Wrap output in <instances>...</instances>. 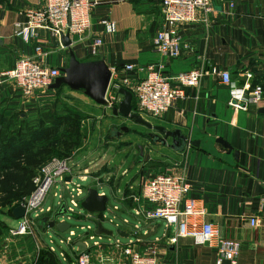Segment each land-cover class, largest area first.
I'll use <instances>...</instances> for the list:
<instances>
[{
	"label": "crops",
	"instance_id": "1",
	"mask_svg": "<svg viewBox=\"0 0 264 264\" xmlns=\"http://www.w3.org/2000/svg\"><path fill=\"white\" fill-rule=\"evenodd\" d=\"M212 1L211 14L199 12L195 23L183 27L184 42L190 49L178 59L169 60L153 49V39L162 22L159 0H99L92 13L90 30L81 38H73L71 48L79 60H87L91 57L92 42L100 38L103 46L93 60L104 59L109 68L133 63L137 67L136 79L145 77L150 63L164 64L171 76L202 70L200 84L188 88L186 99L157 119L158 126L180 130L187 137V146L183 152L169 149L171 164L153 170L171 172L191 186L187 196L206 206L207 221L219 227L223 238L241 243L239 264H264V102L256 109L234 112L227 105L228 87L212 74V68L228 70L232 79L243 85L250 73L253 85L264 83V0ZM230 2L234 3L233 9ZM40 3V0H0V107L5 105L0 111L8 110L6 115L37 110L43 101L50 108L59 97L60 91L48 90L26 100L12 81L1 76L21 57L36 59L38 45L48 53L39 61L58 69L68 66L69 49L60 46L50 31L17 35L16 24L25 21L23 12ZM103 19L115 22V33L105 32L100 23ZM219 138L232 146V152L216 142ZM194 142H199V146H193ZM116 193L114 196L121 204L114 205L120 209L114 221L118 227H114L126 234L118 233L120 237L127 238V231L137 224L131 217L134 197L123 198L119 191ZM63 204L58 209L53 207L54 214ZM54 214L40 218L47 217L50 222ZM93 214L97 216L100 212ZM251 217L259 219L257 228L250 227ZM124 219H129L131 225H124ZM61 221L62 218L57 222ZM161 228L163 232L159 235ZM142 229L143 244L158 246V264H216L218 260L215 249L192 238L179 237L176 242L167 243L177 235L176 226L167 227L163 221L150 220ZM149 233L154 235L144 239Z\"/></svg>",
	"mask_w": 264,
	"mask_h": 264
},
{
	"label": "built area",
	"instance_id": "2",
	"mask_svg": "<svg viewBox=\"0 0 264 264\" xmlns=\"http://www.w3.org/2000/svg\"><path fill=\"white\" fill-rule=\"evenodd\" d=\"M40 1L38 7H31L23 12L25 21L16 24L17 35L27 36L37 30H47L57 38L60 46H63L62 36L67 35L73 40L75 37H83L90 30L93 10L99 4V0ZM219 1L225 3L226 0ZM159 3L162 22L153 39V49L169 60H175L180 58L185 50L190 49V46L184 42L183 27L195 23L199 12L205 15L211 14L214 11V4L212 0H159ZM229 6L233 9L234 3L230 2ZM100 23L106 33L116 32L114 21L103 19ZM102 46L103 40L96 38L90 47L91 56L97 57ZM35 54L36 59L21 57L11 70L1 73L3 78L14 83L16 91L26 100L47 92L49 86L61 75L60 69L39 61L38 58L48 56L43 46H36ZM110 70L112 80L106 94L108 106L104 108L112 112L113 107H118L122 100L118 91L126 88L133 94L136 113L146 120L161 118L178 101L185 100L186 90L196 88L203 75L202 70L193 69L171 76L162 63H150L142 79H136L134 76L137 67L133 63L110 68ZM212 74L220 79L223 86L228 87L227 105L234 112L250 111L264 102V83L253 85L252 74H246V82L243 85L235 82L228 70L212 68ZM67 177H71V180L68 181ZM76 177L79 182L75 181ZM90 181L98 185L93 177L77 175L66 160L51 159L32 178L33 191L29 197L24 198L16 206L25 210V217L18 220L14 233L16 235L33 234L32 225L41 214H54L53 207L44 209L46 198L53 186L58 190L54 192V198L58 199V206L64 203L70 213V216L61 217V222L75 218V209L82 206L88 190L93 189L88 186ZM141 182V193L133 198L135 205L131 217L135 218L137 224L127 231L129 242L123 244L121 239L114 237L113 231L110 236L97 234L98 221L102 224L107 221L114 225V221L118 219L119 206H109L107 203L105 211L93 217L96 223L94 230L91 226H81L83 235L76 240L74 239L78 236L72 230V226L68 230L69 236L66 242L71 246L74 254L71 264H158V246L155 243L143 244L141 237L144 232L143 225L150 220L163 221L167 227L176 226L177 235L169 238L167 243H174L179 237L192 238L217 251L216 264L225 262L239 264L241 243L223 238L219 227L207 221L206 206L198 199L187 196L191 190L189 184L173 173L163 170L147 172ZM97 192L99 196H107L104 191L97 190ZM67 197H69L68 203ZM262 203L264 204V198ZM33 214L35 219L32 217ZM108 215H112V219L107 220ZM123 223L127 227L131 225L129 219H124ZM259 224L257 217L249 219L250 227L257 228ZM115 225L118 227V224ZM50 239L52 242L53 239L51 237ZM78 242H82L86 250L80 251ZM50 250L55 253L53 246Z\"/></svg>",
	"mask_w": 264,
	"mask_h": 264
},
{
	"label": "rangeland",
	"instance_id": "3",
	"mask_svg": "<svg viewBox=\"0 0 264 264\" xmlns=\"http://www.w3.org/2000/svg\"><path fill=\"white\" fill-rule=\"evenodd\" d=\"M64 89L69 88L64 87L57 92L59 97L50 108L46 106V101H43L44 103L37 108L38 111L21 110L8 115L5 113L8 110L0 111V130L3 129V139L6 136L7 139L14 138V141H11L13 149L11 151L20 153L21 142L28 147L27 153L12 161V164L30 171L27 174L18 171L20 178L25 180L21 182L22 188H28V183L31 188L33 175L50 157L57 156L66 160L77 175L93 177L98 185L103 186L100 187L92 181L88 183L93 189L106 193L109 206L121 204L117 196H114L116 191H119L123 198L139 196L141 180L147 172L169 166L173 161L169 148L154 144L149 137L151 131L145 126L136 124L130 118L113 116L111 111L97 105L84 95L83 91ZM133 113H136L135 108ZM147 120L153 125H159L157 119ZM121 127H128L129 132L119 138L114 137L113 129L120 130ZM46 143L52 145L51 147H54L58 154L44 158L41 151ZM139 146L144 148V159L137 163ZM8 155H11L9 149L2 146L0 162H4L3 159ZM7 174H15V172L0 171V183ZM75 181L79 182L77 177ZM13 189V192H18L20 188L13 186ZM57 191L55 186L51 188L44 204L45 210L49 207L58 209V199L54 198V192ZM19 195L12 200V203L0 206V264H39L42 261L45 264H71L74 254L71 246L66 242L68 231L59 232L56 228L49 229V222L43 225L40 218L32 225L33 234L14 233L18 220L13 218L12 212L24 198L29 197L21 196V191ZM2 196L5 197V194ZM66 202H69V197L66 198ZM34 215L32 217L35 219ZM74 215L75 218L68 221L78 236L74 240L83 235L81 226H91L93 230L95 229L96 223L93 218L95 214L87 212L81 206L75 209ZM110 219L112 215L107 216V220ZM103 225L113 231L114 237L121 239L123 244L129 242V238L118 235L115 225L107 221ZM162 232L163 228L158 234ZM50 237L53 239L52 242ZM49 246L55 248V253L48 248Z\"/></svg>",
	"mask_w": 264,
	"mask_h": 264
},
{
	"label": "water",
	"instance_id": "4",
	"mask_svg": "<svg viewBox=\"0 0 264 264\" xmlns=\"http://www.w3.org/2000/svg\"><path fill=\"white\" fill-rule=\"evenodd\" d=\"M61 43L63 47L69 49V63L68 66L60 69L62 76L56 78L55 82L49 86V90H59L64 87H68L72 91H83L84 95L90 98L97 105L107 107L108 102L106 100V94L112 80V72L106 61L104 59L90 61L79 60L71 48L73 42L67 35L61 37ZM118 92L122 96V100L118 107H113V116L130 118L134 120L136 124L145 126L151 131L149 133V137L154 144H161L174 152H183L185 150L187 146V137L183 135L180 130H168L164 126L153 125L141 115L133 113L132 92L126 88H121ZM128 132V127H122L121 134L119 131H117V133L114 131V137L119 138L124 133ZM216 142L229 152H232V146L223 139L219 138ZM192 145L199 146V142H194ZM139 150L140 154L137 163L142 162L144 159V148L139 146ZM66 179L70 181L71 177H67ZM107 202V196H99L97 190L89 189L87 196L82 202V207L87 212L91 213L103 212L106 209ZM12 216L15 220H20L25 217V210L22 207H17L13 210ZM63 216H70L65 204H63L60 210L54 214L53 220L48 223V227L56 228L59 232H67L71 228V225L67 222H57L58 219ZM42 222L45 225L48 222V218H43ZM118 233L121 236H126V234L122 231H118ZM97 234L110 236L113 232L105 228L101 222H98ZM152 235H154V233H149L143 238L148 239ZM77 246L80 251L86 250V246L82 242H78Z\"/></svg>",
	"mask_w": 264,
	"mask_h": 264
},
{
	"label": "trees",
	"instance_id": "5",
	"mask_svg": "<svg viewBox=\"0 0 264 264\" xmlns=\"http://www.w3.org/2000/svg\"><path fill=\"white\" fill-rule=\"evenodd\" d=\"M94 57H89L87 60H82V61H90V60H93ZM254 85H257V83L254 82ZM63 89V88H61ZM61 89L57 90V91H61ZM132 108H135V112L136 111V106H135V102L133 100V103H132ZM48 136V135H47ZM49 137V136H48ZM7 141V142H6ZM11 141H14V138L12 139H7V136L3 139V129L0 130V149H2V146L3 148H7L9 149V153L11 155H8V156H5V158L3 159V161H1V165H0V171H7V172H15V174H7V175H4L3 176V179H2V182L0 183V206L1 205H8L10 203H12V200L15 199L16 197L20 196L19 195V191L22 192V195L21 196H24V195H30L31 192L33 191V184L31 182V188H30V185L29 183L27 184L28 188L27 187H23L22 188V181L24 182V178H20L19 176V172H22L24 174H27V173H30V171H27L26 169L22 168L21 166H17L15 164H12V161L14 159H18L20 156H23L25 153H27V148L26 147V144L24 143H20V153H13V150L12 149V144H11ZM52 145H50L49 143H46L45 146L42 147V151H41V154L44 155V158H47L48 156L50 155H53V154H58V151L54 148V147H51ZM53 158H59V159H63V158H60V157H50L48 161H50L51 159ZM46 162V163H47ZM34 163H31V165H33ZM36 174L33 175V177L35 176ZM13 186H17L19 187V191L18 192H13ZM5 194V197H3L2 195ZM2 196V197H1ZM44 225V224H43ZM56 255V254H54ZM57 257V256H56ZM39 264H45L43 261L40 262Z\"/></svg>",
	"mask_w": 264,
	"mask_h": 264
},
{
	"label": "flooded vegetation",
	"instance_id": "6",
	"mask_svg": "<svg viewBox=\"0 0 264 264\" xmlns=\"http://www.w3.org/2000/svg\"><path fill=\"white\" fill-rule=\"evenodd\" d=\"M134 121V120H133ZM122 128V127H121ZM121 128H120V130H117L116 128H114L113 129V131H112V135L114 136V131H115V133H117V131H119L120 132V134H121ZM117 130V131H116Z\"/></svg>",
	"mask_w": 264,
	"mask_h": 264
}]
</instances>
